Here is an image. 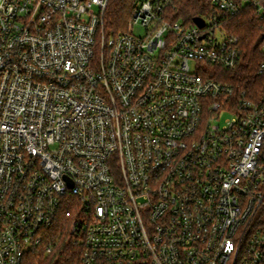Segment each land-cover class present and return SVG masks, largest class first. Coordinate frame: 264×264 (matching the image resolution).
<instances>
[{"label": "built area", "instance_id": "2783aa9c", "mask_svg": "<svg viewBox=\"0 0 264 264\" xmlns=\"http://www.w3.org/2000/svg\"><path fill=\"white\" fill-rule=\"evenodd\" d=\"M209 1L200 26L137 0L108 36L109 0H0V264L61 217L78 264H264V85L222 71L264 0Z\"/></svg>", "mask_w": 264, "mask_h": 264}, {"label": "trees", "instance_id": "16d2710c", "mask_svg": "<svg viewBox=\"0 0 264 264\" xmlns=\"http://www.w3.org/2000/svg\"><path fill=\"white\" fill-rule=\"evenodd\" d=\"M137 0H109L103 18L106 35H115L125 31L136 7ZM211 4L209 0H175L173 8L175 19L193 22V18L205 14ZM232 33L241 37V46L246 63L236 72L222 70L228 81H238L243 86H253L255 91L264 85V77L258 73L259 64L264 60V29L252 9L246 10L228 22ZM219 78V77H217ZM72 219L61 217L54 225L45 229L43 243L28 252L22 264H78L82 245L71 237ZM52 243L53 249L46 252V245Z\"/></svg>", "mask_w": 264, "mask_h": 264}, {"label": "rangeland", "instance_id": "374dc122", "mask_svg": "<svg viewBox=\"0 0 264 264\" xmlns=\"http://www.w3.org/2000/svg\"><path fill=\"white\" fill-rule=\"evenodd\" d=\"M128 24H129V23H128ZM127 29H128V27H127ZM127 29H126V30H127ZM135 33L143 34V33H144V29H143L142 27H140V26H136V28H135ZM262 51H264V50H262ZM191 66H192V67L195 66V62H194V61H191ZM212 70H215V68H212ZM216 70H217V69H216ZM258 92H259V89H257V90L255 91V94L258 95ZM226 117H228V114H225V115L223 116V120H222V122L225 120Z\"/></svg>", "mask_w": 264, "mask_h": 264}, {"label": "water", "instance_id": "95a60500", "mask_svg": "<svg viewBox=\"0 0 264 264\" xmlns=\"http://www.w3.org/2000/svg\"><path fill=\"white\" fill-rule=\"evenodd\" d=\"M194 21H195V23H197L200 26L204 25V20L201 17H195Z\"/></svg>", "mask_w": 264, "mask_h": 264}]
</instances>
